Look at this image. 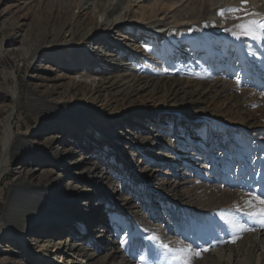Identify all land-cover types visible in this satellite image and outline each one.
Returning a JSON list of instances; mask_svg holds the SVG:
<instances>
[{
  "label": "rangeland",
  "instance_id": "1",
  "mask_svg": "<svg viewBox=\"0 0 264 264\" xmlns=\"http://www.w3.org/2000/svg\"><path fill=\"white\" fill-rule=\"evenodd\" d=\"M107 1H102V8ZM50 3H40V10L36 8L37 0L17 6L0 0V26L5 25L11 37L18 35V41L3 43L2 50L19 52L22 44L41 36L44 26L52 32L58 23L71 21L73 17L88 23L79 10V0H71L59 14L49 12ZM230 8L241 11L232 13L228 11ZM129 10L126 26L121 25L107 35L96 31L80 45L38 53L23 65L18 62L20 57L0 52L2 72L11 85H19L22 94L15 112V131L29 130L32 139L39 132L36 131L39 115L28 107L26 98L29 84L36 83L29 77L33 73L60 78L64 84L74 78L86 82L94 79L95 84L101 85L99 75L86 76L95 65L111 62L148 77L150 86L141 94L151 97L149 109L158 106L162 96L153 94V84L177 80V100L169 101L175 104L168 112L141 118L114 115V120L106 121L105 125L100 118L93 117L95 128L101 125L107 130L99 135L92 129L67 128L51 151L74 144L76 152L66 164L87 154L109 177L99 182L98 178L80 180L71 173L61 177L60 189L64 193L74 185L79 186L81 194L86 191L90 194V201L82 202L98 207L95 220L102 218L110 228L108 237L117 250V262L130 258L133 264H180L173 258L174 252L160 247L168 244L173 249L191 247L199 252V256L191 255V264H264V226L258 217L247 215L259 210L255 197L264 199V30L256 29L257 38L234 35L239 23L264 20V0H131ZM221 10L223 16L219 14ZM24 13H27L25 20L21 18ZM104 18L100 12L95 21L100 24ZM22 21L26 24L17 34L10 30ZM76 28L81 35L83 28ZM136 48L142 52L134 53ZM121 88L114 84L110 91L115 103H120V95L116 93ZM200 92L199 102L187 104L181 114L172 111L176 104L184 103L183 99ZM203 108L207 115L200 116ZM56 126L57 121L50 130L55 131ZM109 133L120 138L114 141L117 150ZM142 140L147 144L140 145ZM142 168L151 169L152 177L147 180L138 177L136 172L141 173ZM7 172L10 178L11 169ZM164 177L178 182L176 196L160 193L158 183ZM9 178L0 182V188L5 189L3 200L0 199L1 212L9 193L5 188ZM155 185L159 188L151 189ZM108 194L130 197V211L138 210L139 215L117 209ZM249 200L251 205L246 204ZM73 208L69 207V212ZM75 208L79 211L78 204ZM229 220L250 230L239 231ZM92 224L94 227L96 223ZM93 227L85 235L84 246H90L86 240ZM153 236L159 239H150ZM256 237L263 242L259 249L248 246H252ZM24 258L21 251L18 263L24 262ZM57 260V264H67Z\"/></svg>",
  "mask_w": 264,
  "mask_h": 264
},
{
  "label": "bare ground",
  "instance_id": "2",
  "mask_svg": "<svg viewBox=\"0 0 264 264\" xmlns=\"http://www.w3.org/2000/svg\"><path fill=\"white\" fill-rule=\"evenodd\" d=\"M7 1H11L17 6L26 5L31 0ZM44 1L51 2L49 12L59 14L71 0H37L36 8L41 10L40 3ZM102 1L79 0V10L85 19H88L87 24L73 17L74 19L72 18L71 21L58 23L52 32L46 31L44 26L41 36L34 38L29 44H22L19 52L10 48L2 50L3 43L18 41V35L12 34L11 37L5 25H2L0 26V52H4V55H13L14 58L20 57L18 62L23 65L38 53L80 45L82 40L91 39L96 31L107 35L109 31L119 28L121 25L126 26L130 18L131 0H108L103 8ZM168 6L166 9L170 8ZM100 12L105 18L102 23L98 24L95 17ZM39 16L41 17V14ZM21 18L25 20L27 13H24ZM38 23L40 24V21ZM25 24L22 21L11 26L10 30L17 34ZM76 27L83 28L81 35H78ZM100 47L99 45L95 51ZM141 52V49L136 48L134 53ZM107 55L112 56L110 53ZM0 73V134L2 133L0 146H3V159L0 161V182L4 178H9L6 174L11 169L9 184L5 186L9 189L8 197L3 211H0V252H2L0 255H5L0 256V264H19L17 258L19 254L21 255V251L25 255L24 262L26 264H57V259L67 264H133L130 258L124 257L125 259H121L119 262L115 260L117 250L112 245L113 241H109L110 228H107V224L102 218L95 220L98 212L97 206H88V203L82 202L84 199L90 201V194L87 191L84 192L85 194H81L83 192L79 190V186L74 187V185L68 187L64 193L60 189V180L63 175L72 173L75 178L80 180L98 178L100 182V180L103 181L109 177L108 172L103 170L97 162H93L94 160L87 154L66 164L65 161L69 160L76 152L74 144L64 145V148L55 151H51V149L62 138L65 130L70 127H82L81 129L85 131L92 129L97 135L104 134L107 130L101 125L100 128H95L96 123L91 119L93 117L98 120L100 118L102 124L105 125L106 121L114 120V115L125 114L141 118L152 113L168 112V108L172 105L169 101L177 100L176 91L179 88L177 80L160 81V83L153 84L151 89L153 94L161 93L162 96L159 105L149 109L148 102L151 97L141 94L150 86L148 77L133 74L120 65H112L111 62L102 64V66L95 65L86 76L99 75L101 85L95 84L94 79L86 82L74 78L64 84L60 78H48L40 73H33L29 77L33 78L36 83L29 84L26 98L28 107L38 113L40 121L36 118L38 123L36 131L39 132L37 137L32 139L29 137V130H20V125L17 129L20 131H15V112L21 102L22 94L19 85H11L8 76L2 72L1 58ZM103 84H105L104 87ZM114 84L117 87H122L120 92L116 93L120 95V103H115L113 97L109 96L110 91L114 89ZM103 91L106 92L103 93ZM197 94L198 96L195 94L188 100L183 99L184 103L176 104L172 111L181 114V111L186 110L187 104L199 102L202 93ZM204 110L205 108L199 111L200 116L207 115ZM55 121L59 123V126H56L55 131L50 130V126L52 127ZM116 124L119 125V122ZM109 136L117 150L118 145L114 141L120 138L111 133ZM141 144L144 145L147 142L142 140ZM17 161H19L18 165L12 167ZM80 166L83 169L79 170ZM151 172L152 170L149 168H142L141 173L136 172V174L147 180L152 177ZM161 173H166V171ZM160 180L158 183L161 186L160 193L162 192L168 197L176 196L178 182L167 180L166 177L160 178ZM158 188L159 186L155 185L151 189ZM0 189V199L3 200L5 189L3 187ZM108 195L117 209L127 213L132 212L136 217L139 215L138 210L130 211V207H132L130 197ZM109 196L107 197L109 198ZM178 200L180 201V198ZM159 203L154 202L153 204ZM77 204L79 211L75 208ZM100 205L105 206V204ZM69 207H72L76 212L74 213L73 209L69 212ZM92 223H96L94 227ZM91 225L93 228L90 229L88 239L86 238V243L89 241L90 244L88 247L84 246L85 235ZM165 225L167 226V224ZM11 241L15 242L11 243ZM254 242H252V246L248 245L249 242L245 245L259 249L263 244L257 237ZM101 253L103 254L100 255ZM55 259L56 263L53 262ZM24 262H20V264H25Z\"/></svg>",
  "mask_w": 264,
  "mask_h": 264
},
{
  "label": "snow or ice",
  "instance_id": "3",
  "mask_svg": "<svg viewBox=\"0 0 264 264\" xmlns=\"http://www.w3.org/2000/svg\"><path fill=\"white\" fill-rule=\"evenodd\" d=\"M228 11L232 13H238L241 11L240 8H230ZM221 16H223L224 10H221L219 13ZM245 15H258L256 13H245ZM234 19H239V17H233ZM238 32L234 33V35L239 38L241 35L243 36H251L253 38H257L256 35V29H262L264 30V20H249L244 23H239L237 26ZM255 200H258V203L260 205L259 210L257 212L247 213V215L258 217L261 223V226H264V199H260L258 197L254 198ZM246 204L251 205L252 200L246 201ZM233 228L238 229L239 231H249L245 225L243 224H237L234 221L229 220L228 221ZM152 240H158L159 238L156 236L150 237ZM234 242V240H233ZM161 248L165 249L169 252H174V259L178 260L180 264H191V255L199 256V252H194V250L191 247H181L173 249L168 244H161ZM204 251H207V249H204Z\"/></svg>",
  "mask_w": 264,
  "mask_h": 264
}]
</instances>
